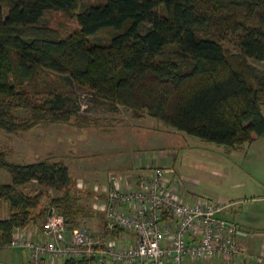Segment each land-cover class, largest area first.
<instances>
[{
  "label": "trees",
  "instance_id": "trees-1",
  "mask_svg": "<svg viewBox=\"0 0 264 264\" xmlns=\"http://www.w3.org/2000/svg\"><path fill=\"white\" fill-rule=\"evenodd\" d=\"M48 10L63 12L77 27L64 32L39 24ZM101 33L104 39L95 37ZM250 58L264 60V0H103L85 6L80 0H0V129L90 126L72 120L83 90L113 111L123 106L135 118L153 117L238 149L264 136V70ZM19 108L30 116L18 118ZM9 154L10 148L0 147V169L10 175L0 181V209L7 205L8 212L0 218V246L9 244L15 229L48 213L36 212L42 189L32 194L21 188L31 181L65 188L64 197L54 199L58 211L67 223H84L86 210L70 193L69 164L47 158L18 163ZM93 223L84 225L97 230Z\"/></svg>",
  "mask_w": 264,
  "mask_h": 264
},
{
  "label": "rangeland",
  "instance_id": "rangeland-1",
  "mask_svg": "<svg viewBox=\"0 0 264 264\" xmlns=\"http://www.w3.org/2000/svg\"><path fill=\"white\" fill-rule=\"evenodd\" d=\"M80 1L85 6L103 0ZM39 24L56 27L64 32L71 31L77 27L74 19L69 18L58 10L46 11L40 19ZM105 36L104 33H101L95 37L104 39ZM223 44L230 51L236 50V46L232 43V40H224ZM249 60L256 67L264 70V60L254 58H250ZM78 99L80 108L77 109L76 117L73 116V121L84 120L101 125L112 119H121L122 121L115 123L110 121L107 125L105 124L106 127L101 126L102 128L97 131L98 134H94L97 135L94 139L89 138L86 128H83L82 131L87 135L84 141L80 139L82 138L80 134H77V132L80 133L81 128L75 125H66L61 130H58L60 124L52 123L49 129L50 136L47 135L48 131L43 133L45 131L39 129L45 128V126H39L37 129L31 130V132L22 133H10L0 129V147L4 149L10 148L9 160L23 163L47 158L54 161L60 160L69 164L71 158L74 156L78 160H81L82 170L87 176L95 177L98 174L97 176L107 175L109 177L108 172L118 171L116 168V166H119L118 164L126 163L129 165L131 163L134 148H137L143 153V156L135 154L137 155L135 157L137 162L145 163L146 161L152 167L159 164L165 166L173 182H177L180 191L188 195H190V192L195 193L193 196L195 198L202 195H209L214 198L221 194L228 196L230 190L234 193L237 191L236 185L244 182L241 176L246 171H250L255 175L253 177L249 174L248 182L250 184L257 183V189H261L262 187L259 179L264 181V158L261 157L263 155L261 150L264 153V149L260 147L264 145L262 143L263 140L249 148L232 151L222 144L206 141L179 130L167 132V129L171 128L165 126L160 120H157V124L154 123V125L153 120L149 116L136 120L131 114V110L126 107L120 106L118 111H113L109 109L106 103L96 100L86 91L79 90ZM14 112L18 118H26L31 114L29 110L24 108L15 109ZM135 120L138 123L126 122ZM124 127L127 128L125 141L122 140L123 142L120 143L119 141H106V138H113L111 137L113 135L125 136L121 135L124 134ZM139 130H143L142 136H139ZM74 132L77 134L75 136L77 139L72 137L68 139L67 150H52L60 146L58 138L63 137L65 139L67 136L74 135ZM51 137L53 138L51 139ZM136 160L134 159L135 163ZM78 167L79 163L74 168V175L77 177H74V185L71 186L70 193L73 196H79L77 201L78 208L82 205L86 210V212L81 211L84 223L87 224L92 220L96 223V225L94 223L93 225L97 227L100 215L94 207L96 206L95 202L99 203L102 200L101 196L97 195V193H103L100 191L108 183V179L106 183H101L91 178L92 183H89L88 178ZM9 180L10 175L7 170L0 169V181ZM21 188L32 194L41 189L44 191V195L40 201L41 204L36 212H39L40 209L47 212L52 206L59 210L60 208L54 203V199L62 198L66 193L65 188L58 189L41 185L37 181L28 182L26 185H22ZM243 204L244 202L241 201L237 203L236 207L241 208ZM6 212L7 208L3 206L0 209V217L5 216ZM230 218L235 220L232 215H230ZM84 223L82 222L79 226H86ZM90 225L92 226V224ZM0 249H2L0 250V264H11L10 261L14 257L11 250L18 251L27 264H29V257L23 249L10 245L1 247ZM92 264H96L95 261Z\"/></svg>",
  "mask_w": 264,
  "mask_h": 264
},
{
  "label": "built area",
  "instance_id": "built-area-1",
  "mask_svg": "<svg viewBox=\"0 0 264 264\" xmlns=\"http://www.w3.org/2000/svg\"><path fill=\"white\" fill-rule=\"evenodd\" d=\"M150 171L131 184L109 176L97 230L67 223L52 206L35 233L17 228L9 245L26 251L29 264H189L243 253L236 224L222 215L228 203L209 195L186 199L166 168Z\"/></svg>",
  "mask_w": 264,
  "mask_h": 264
},
{
  "label": "crops",
  "instance_id": "crops-1",
  "mask_svg": "<svg viewBox=\"0 0 264 264\" xmlns=\"http://www.w3.org/2000/svg\"><path fill=\"white\" fill-rule=\"evenodd\" d=\"M146 117H148V116H146ZM135 119L140 120L141 118H135ZM151 119L153 120V124L154 123L157 124L158 121L156 118L151 117ZM136 120L135 121H126V122H137ZM110 121L115 123V122H119L122 120L121 119H117V120L112 119V120L106 121L105 124L107 125V123ZM51 124L52 123L47 124V125H40V126H45V128H42V129L39 128V129L44 130L45 132H43V133H46L48 131L47 135L50 136V134H49L50 130L49 129H50ZM58 124H60V128L58 130H61L63 126H66V125L69 126L68 124H64V123H58ZM105 124L101 125V124L93 123L92 125L85 126V127L76 126L78 128H81L80 133L77 132V134H80V136L82 137L80 139H82V141H84L85 140L84 138H86L87 135L84 134L85 132H83L82 129L86 128V132L88 133L89 138L94 139V138H96L95 136H97L94 134H98L97 131L100 128H102L101 126L106 127ZM154 125H153V127H154ZM122 126H124V125H122ZM165 126H167V125L165 124ZM38 127L39 126L33 128V129H37ZM169 128H171V127H169ZM33 129H31V130L33 131ZM95 129H97V130H95ZM31 130H29V131L31 132ZM126 130H127V128L124 127V132H123L124 134H121V135H125ZM155 130L157 131V129H155ZM170 130L172 131L175 129H172V128L167 129V132ZM56 133H58V132H56ZM143 133H144L143 130H139V134H140L139 136H142ZM77 134L74 132V135L67 136V137H65V139H63V137L58 138V142L60 141L59 142L60 146L52 149V145H51V149L53 151H59L61 149L67 150L66 147H68V144H69L68 139L70 137L76 138L75 136ZM53 137H51V139ZM111 137H113V138H109V137L106 138V141H109V140L113 141V142L119 141V143H120V142H123L122 140H124V141L126 140V138H125L126 135L125 136L113 135ZM261 140H263L262 143H264V136L252 141L251 143H249V144H247L241 148L233 149L232 151H237L240 149L249 148L252 145L257 144V142H260ZM47 142H49V141H47ZM260 147H261V149H264V145L263 146L261 145ZM261 151L263 154V155H261V157L264 158L263 150H261ZM140 153L141 152L137 148H134L133 159H132L131 163L129 165H127L126 163L125 164H123V163L118 164L119 166H116L118 171L117 172H108L109 173L108 175L110 176L111 174H115V175L119 176L126 184L134 183V181L136 179H138L139 176H142L143 174L148 172L147 168L149 167V163L146 161H145V163L144 162L143 163L137 162V160L135 158L137 155L143 156V153H141V154ZM135 154H137V155H135ZM134 159L136 160V163L134 162ZM80 161L81 160H78L76 157L73 156L71 158V161L69 162V166H70L73 177H77L76 175H74L75 174L74 168H75V165L77 163H79L78 168H80V170H82V165L80 164ZM82 173L88 178L89 183H92L91 178H93V179H95L101 183H106L107 179H109V177L107 175L97 176L98 174H96L95 177H89L83 172V170H82ZM261 173H262V169H261ZM249 174L252 175L253 177H255V175L250 171L249 172L246 171L245 173H243L241 177L243 178L244 182L236 185L235 188H237V191L232 193V190H230L229 191L230 194L228 196L221 194L220 196H216V198H215L217 200H221V201L225 202L226 204L228 203V206L224 209L222 215L226 219H228L231 222H233L234 224H236L237 229H238L237 239L244 246L243 253L239 257H237L236 259L224 260L223 258H215V259H212V260L207 261V262L206 261L205 262L192 261L189 264H264V181L259 179V181H260L259 183L261 184L262 187H261V189H257L256 188V186H258L257 183L250 184L248 182V179L250 176ZM263 174H264V171H263ZM255 179H257V178H255ZM194 194L192 192H190V195H188V194L183 192V196L186 199L195 198V197H193ZM101 197H103V195H101ZM241 201L244 202V204L241 206V208L236 207L237 203H240ZM5 207L7 208V205H5ZM7 215H8V212H6V215L3 217H6ZM230 215H232V217L235 220H232L230 218ZM3 217H0V218H3ZM38 223L39 222H37V223L31 222L25 228H26V230H29L32 233H35L36 226ZM5 246H9V245H5ZM1 247H4V246H0V248ZM0 250H2V249H0ZM11 253L14 254V257L10 261L11 264H27V262L24 260V258L21 256V254L18 251L11 250Z\"/></svg>",
  "mask_w": 264,
  "mask_h": 264
},
{
  "label": "bare ground",
  "instance_id": "bare-ground-1",
  "mask_svg": "<svg viewBox=\"0 0 264 264\" xmlns=\"http://www.w3.org/2000/svg\"><path fill=\"white\" fill-rule=\"evenodd\" d=\"M47 209V208H46Z\"/></svg>",
  "mask_w": 264,
  "mask_h": 264
}]
</instances>
